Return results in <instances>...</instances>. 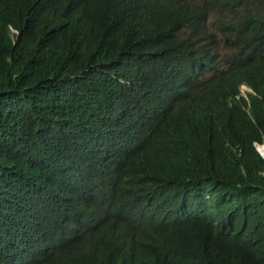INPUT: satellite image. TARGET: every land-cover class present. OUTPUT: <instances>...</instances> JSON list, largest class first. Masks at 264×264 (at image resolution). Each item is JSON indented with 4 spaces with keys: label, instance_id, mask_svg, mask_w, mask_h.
<instances>
[{
    "label": "trees",
    "instance_id": "trees-1",
    "mask_svg": "<svg viewBox=\"0 0 264 264\" xmlns=\"http://www.w3.org/2000/svg\"><path fill=\"white\" fill-rule=\"evenodd\" d=\"M256 5L0 0V264H264Z\"/></svg>",
    "mask_w": 264,
    "mask_h": 264
},
{
    "label": "rangeland",
    "instance_id": "rangeland-1",
    "mask_svg": "<svg viewBox=\"0 0 264 264\" xmlns=\"http://www.w3.org/2000/svg\"><path fill=\"white\" fill-rule=\"evenodd\" d=\"M256 10L258 12H262L264 11V0H257V5H256ZM210 21H215L216 20V15L212 14L211 17H210ZM220 49H224V50H227L226 48V45L222 42L221 45H220ZM248 89L246 87H243L242 88V95L244 97L247 96V93H248ZM256 221V219H253V222Z\"/></svg>",
    "mask_w": 264,
    "mask_h": 264
},
{
    "label": "clouds",
    "instance_id": "clouds-1",
    "mask_svg": "<svg viewBox=\"0 0 264 264\" xmlns=\"http://www.w3.org/2000/svg\"><path fill=\"white\" fill-rule=\"evenodd\" d=\"M12 32H15V31L13 30ZM210 76H211V75H209V76H207V77H201V78H200V81H201V82H204V81H206L207 79H209ZM243 87H246V88L248 89V91L251 92L250 89H249L246 85H243V86L241 87V93H242V88H243ZM249 92H248V93H249ZM248 93H247V94H248ZM242 96H243V95H242ZM246 97H247V96H246ZM257 146H264V144H260V143H255V144H254V150H255V152H256V153H257V154H258V155L264 160V156H263L262 153H260V151L258 150Z\"/></svg>",
    "mask_w": 264,
    "mask_h": 264
},
{
    "label": "bare ground",
    "instance_id": "bare-ground-1",
    "mask_svg": "<svg viewBox=\"0 0 264 264\" xmlns=\"http://www.w3.org/2000/svg\"><path fill=\"white\" fill-rule=\"evenodd\" d=\"M257 148L260 151V153H262L264 156V146H257Z\"/></svg>",
    "mask_w": 264,
    "mask_h": 264
}]
</instances>
